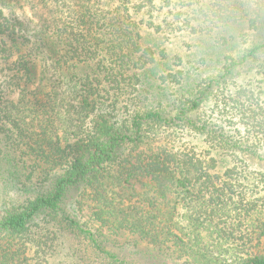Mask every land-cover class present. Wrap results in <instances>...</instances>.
Wrapping results in <instances>:
<instances>
[{
	"label": "trees",
	"instance_id": "16d2710c",
	"mask_svg": "<svg viewBox=\"0 0 264 264\" xmlns=\"http://www.w3.org/2000/svg\"><path fill=\"white\" fill-rule=\"evenodd\" d=\"M0 264H264V0H0Z\"/></svg>",
	"mask_w": 264,
	"mask_h": 264
},
{
	"label": "rangeland",
	"instance_id": "374dc122",
	"mask_svg": "<svg viewBox=\"0 0 264 264\" xmlns=\"http://www.w3.org/2000/svg\"><path fill=\"white\" fill-rule=\"evenodd\" d=\"M247 29L242 28L236 31V34L246 33ZM148 45L153 47L158 53L162 50L166 51L167 58L171 61V67L174 71L182 70L186 71L188 75V81L199 78L217 77L224 66L226 57L237 58L240 54H243L250 49L252 45L259 40L257 35L252 34L250 43H239L236 45H230L222 48H215L212 46V42L208 38L193 37L188 35H178L176 37H169V39H161L158 35H145ZM204 57L207 59L205 61ZM162 73L156 77L160 78ZM160 75V76H159ZM253 76V70L249 67L240 71L238 76V83H244ZM184 80V75L182 76ZM161 81V80H160ZM186 83L183 82V85ZM186 88H188L186 86ZM168 92V93H167ZM166 94L169 96L164 100L165 105L169 106V109H173V99L178 88L168 90ZM157 97V95H156ZM158 97L164 98L162 94ZM212 100L207 102L202 108L204 112H209L211 108ZM123 245V243H121ZM126 245V243H125ZM127 250L135 252L133 245L128 244ZM121 248L117 247L119 250ZM120 252V251H119Z\"/></svg>",
	"mask_w": 264,
	"mask_h": 264
},
{
	"label": "clouds",
	"instance_id": "9594fccd",
	"mask_svg": "<svg viewBox=\"0 0 264 264\" xmlns=\"http://www.w3.org/2000/svg\"><path fill=\"white\" fill-rule=\"evenodd\" d=\"M18 15H19V13H18Z\"/></svg>",
	"mask_w": 264,
	"mask_h": 264
}]
</instances>
